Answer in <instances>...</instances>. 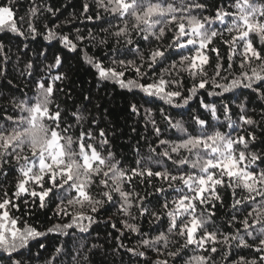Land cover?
I'll use <instances>...</instances> for the list:
<instances>
[{
  "label": "trees",
  "instance_id": "trees-1",
  "mask_svg": "<svg viewBox=\"0 0 264 264\" xmlns=\"http://www.w3.org/2000/svg\"><path fill=\"white\" fill-rule=\"evenodd\" d=\"M196 2L206 6L207 10L202 13L206 16H213L218 8L228 12L234 11L233 0H196ZM256 2L264 4V0H256ZM85 4L89 6L87 12L84 11ZM0 6L13 7L18 26L26 33L25 36H19L7 30L0 31V44L3 45V54L8 58L4 61L3 56L0 55V68H3L0 72V124L11 127L3 117L15 118L18 115L14 102L34 98L38 82H45L47 86L51 82V77L59 74L63 79L56 81L53 101L54 104L59 105L62 113L61 127L71 125L68 135L73 139L79 135L80 130L87 129L98 140V133L103 129L108 145L105 146L102 154L107 155V152L111 151L115 161H119L120 167L126 170L137 168V161L142 158L140 166H143L147 157L151 155L153 160H159L160 165H163L162 168L160 165L148 164L147 166L153 171L167 169L173 175H179L181 170L185 173L193 171L190 166H177L172 161L157 155L163 150L159 146V140L179 142V138L184 136V133L171 127L166 118H170L171 123L181 122L192 135L200 133V126L196 123L197 117L207 122L205 127L209 132L219 130L231 133L233 136H244L245 139H248L251 133L256 139L249 142L247 151L264 157V95H262L264 85L257 90V84H260L257 81L251 89L241 85L229 92H222V89L211 83L212 80L219 84L230 83L231 79L239 77L241 71L242 57L239 52L242 50V43L237 44V54L229 61L230 48L224 41L231 39L232 34L225 32L219 22L212 27L224 34L216 37L205 50L209 62L204 70L207 73L206 78L210 81L209 85L205 89H199L187 104H184L179 97L173 104H168L159 97L147 95L139 88H122L114 80L101 79L97 70L87 63L84 57L87 54L102 62L105 67H116L117 71L124 70L119 66V61H134L140 65L143 58L144 64L141 70L147 71V77L138 78L129 67L125 70V79L137 80L138 83L151 82L160 75L162 69L169 68L174 61L180 59L175 53L182 50L169 49L165 51V57L158 61L155 71L147 68L150 51L157 48L162 51L167 49L172 41L174 26L165 27V34L159 40L152 36H149L148 40H143L136 33H132L133 44L129 45L125 43L124 38L113 35L117 31V26H122L123 22L113 19L98 7L96 0H0ZM33 6L40 7L37 17H32L29 13V9ZM47 7H51L55 14L49 13ZM194 14L200 15L198 12ZM88 16L92 19H87ZM97 16L99 19L96 18ZM20 17H24L23 22L20 21ZM29 21L37 29L34 36L27 35ZM128 22L131 25L132 21ZM227 23L231 21L228 20ZM49 29L57 33L52 40L46 39ZM65 35L77 44L75 51L61 42L60 37ZM78 36L84 39L78 41ZM250 38L253 46L264 55V43L261 42L260 36L252 34ZM137 47L139 52L136 51ZM213 48L218 49L219 59L216 52L212 51ZM184 54L188 53L184 52ZM57 56L61 58V65L49 72L47 66L53 64ZM218 63L221 65L220 75L216 76ZM230 63L231 69H229ZM28 64L32 65L31 69L27 68ZM252 66L256 67V64ZM176 75V72H172L171 77L165 78H175ZM179 78L181 81L179 87H172L171 90L181 91L182 96L186 98L190 95L188 90L194 81L187 73H181ZM199 79L200 77H197V80ZM202 102L215 105V116L202 106ZM133 105L136 106V112L132 111ZM241 105L244 106L243 111ZM225 106L228 109L227 114ZM74 113L84 117L81 124L78 125L73 118ZM149 115L155 120L156 127L161 129L159 137L153 130ZM241 115L251 117L255 123L243 124L240 121ZM230 122H233L232 128L229 127ZM233 128L236 131L233 132ZM73 147L75 148V145ZM97 147L100 150L99 145ZM150 147H155L157 154L151 153ZM241 147L238 145V150ZM25 154L30 155V153ZM180 155L188 154L181 152ZM176 158L177 156L173 154V159ZM257 165L260 170H264V163L257 161ZM257 165H254L253 169H256ZM21 178L14 162L0 169V200L3 199L5 191L9 198H12L16 184ZM50 186L45 182L46 188ZM31 187L36 191L41 190L35 185ZM123 187L126 191H134L144 197V206L159 215L160 219L157 220L149 214L141 216L135 207L131 209V216H125L119 208L120 200L115 195L112 202L106 201L98 206L96 212H92L90 206L85 204L83 207L79 205L70 207L69 215H61L58 214V208L62 207L61 199H64L66 204L67 199L72 198L74 193L54 189L45 199L44 207H40L38 198L22 194L15 200L19 205L18 210L10 208V215L20 219L21 227L26 223L45 235L29 240L25 247L10 256L6 251L0 250V264H13L14 261H19V264H155L157 260H167L168 264H188L190 258L198 255L210 256L211 264H236L240 257L247 260L256 257L254 246L258 244V240L253 241L250 237L245 238L253 248L237 247L235 242L230 249L222 244H216L215 253L198 249L195 245L184 248L183 237L175 231L167 233L169 219L165 215L166 210L162 207L165 200H173L178 193L168 188L167 182L159 177H134L130 185L125 183ZM161 187L165 189L164 192L158 191ZM104 190L98 180L89 189L94 199H102L100 193ZM216 191L221 201L215 202V216L212 218L213 222L206 225L207 230L228 235L234 234L237 228H241L240 234L243 235L244 231L239 221L247 215V212L243 209L237 212L232 208L233 189L225 185L218 186ZM244 195L246 192L237 189L235 198ZM259 202L260 198L257 197V203ZM171 207L172 205L169 204V208ZM247 211H251V207ZM76 213L92 217L93 222L90 225L87 220L80 222L88 225L87 231H83L77 224H73L71 228H63L64 225L72 223V217ZM233 215L237 217L236 223H230ZM124 220L137 224L144 233V238L150 239L161 232L168 234L167 247L165 248L162 243L158 245L161 254L140 248L146 253L144 257L132 255L126 249L138 247L141 236L125 229L122 223ZM249 222L252 223L251 218ZM177 223L179 224L180 221L178 220ZM56 226H61L62 230L49 231ZM121 233L124 235L121 236ZM120 244L125 247H119ZM57 249L60 251L57 252ZM168 252L178 255L168 256Z\"/></svg>",
  "mask_w": 264,
  "mask_h": 264
},
{
  "label": "snow or ice",
  "instance_id": "snow-or-ice-1",
  "mask_svg": "<svg viewBox=\"0 0 264 264\" xmlns=\"http://www.w3.org/2000/svg\"><path fill=\"white\" fill-rule=\"evenodd\" d=\"M96 3L113 19L123 22L122 26H117V31L113 35L117 38H124L125 43L129 45L133 44L132 33H136L143 40H148L149 36L159 40L165 34V27L174 26L172 41L167 49L162 51L157 48L150 51L147 60L148 69L155 71L158 61L165 57V51L182 50L175 53L180 57L178 61H174L169 68L162 69L158 77L146 83L125 79V70L129 67L138 78L147 77V71L141 70L144 64L143 58H141L140 65L134 61H119V66L124 70L117 71L116 67H105L99 60L85 54L86 62L97 70L101 79L114 80L122 88H139L147 95L159 97L168 104H173L178 97L183 100L184 104H187L199 89H205L210 83L204 70L209 62L205 50L216 37L223 36V32L212 27L219 22L225 32L232 34L231 39L224 41L230 48L229 61L237 54V44L242 43V50L239 52L242 57L241 71L239 77H234L230 83L219 84L212 80V85L222 89V92H229L241 85L251 89L257 81L260 82L257 84V90L264 85V55L253 46L250 38L252 34L259 35L261 42L264 43V4H259L256 0H233L234 11L228 12L223 8H218L213 16L203 15L202 13L207 10L206 6L196 0H189L187 3L185 0H96ZM88 8L89 6L85 4L84 11L87 12ZM46 10L55 14L51 7H47ZM39 11V6L29 9L32 17H37ZM195 12L200 15L194 14ZM96 18L99 19V16ZM87 19H92V17L88 16ZM23 20L24 17H20V21L23 22ZM129 20L132 21L131 25ZM228 20L231 23H227ZM5 30L19 36L26 35L17 24L12 6H0V31ZM36 32V27L29 21L27 35L34 36ZM56 36L57 33L49 29L46 39L52 40ZM82 39L84 38L77 37L78 41ZM60 40L66 47L73 51L76 50L77 44L68 36H61ZM136 51L139 52V47ZM212 51L216 52L219 59L218 49L213 48ZM0 55L3 56L4 61H7V56L3 54L2 44H0ZM254 63L256 67L252 66ZM60 65L61 58L57 56L54 63L47 66L48 71L51 72ZM231 67L230 63L229 69ZM27 68L31 69L32 65L28 64ZM220 68L221 65L218 63L216 76L220 75ZM2 71L3 68H0V72ZM172 72H176V77L166 79V76H172ZM181 73H187L194 81L188 90L190 95L186 98L182 96L181 91L171 90L172 87H179ZM197 77L200 79L197 80ZM62 79L63 76L58 74L51 77V82L47 86L45 82H38L34 98L14 102L18 115L15 118L3 117L11 127L0 124V169L14 162L22 177L16 184V191L12 198H9L5 191L3 199L0 200V250L6 251L10 256L18 249L25 247L29 240L45 235L26 223L21 227L20 219L10 215V208L18 210L19 205L15 200L22 194L38 198L40 207H44L45 199L53 193L54 189L74 193L72 198L67 199L66 204L64 199H61L62 207L58 208V214L61 215H69L70 207L75 205L83 207L85 204L90 206L92 212H96L98 206L106 201L112 202L115 195L120 200L119 208L125 216H131V209L135 207L141 216L149 214L159 220V215L144 206V197L134 191H126L123 187L125 183L130 185L134 177L155 176L167 182L168 188L178 193L173 200H165L162 207L166 210L165 215L169 219L167 233L175 231L183 237L184 248L195 245L198 249L215 253L217 252L216 244H222L230 249L233 242L237 247L253 248V245H250L245 238L250 237L253 241L258 240V244L254 246L256 257L251 260L240 257L236 264H264V170H260L257 165V161L264 163V157L247 151L249 142L255 141V135L250 133L249 138L245 139L244 136H233L231 133L219 130L209 132L205 127L207 122L199 117L196 118V123L200 126V133L192 135L187 132L181 122L171 123V119L166 118L170 126L184 133V136L179 138V142L161 139L159 146L163 150L157 154L156 148L150 147V152L172 161L174 165L190 166L193 171L185 173L181 170L179 175H173L167 169L153 171L147 165H160V161L153 160L151 155L147 157L143 166H140L142 158L137 161V168L126 170L120 167L119 161H115L111 151H108L107 155L102 154L105 146L108 145L103 129L98 133V140L87 129L80 130L79 135L73 139L71 135H68L72 126L61 127L62 113L59 105L54 104L53 95L56 81ZM209 94L219 95L221 93ZM202 106L209 109L215 116V105L202 102ZM243 109L244 106L241 105V110ZM132 111H137L135 105L132 106ZM227 111V106H225L226 114ZM73 118L78 125L84 120L82 115L76 113L73 114ZM149 120L153 124L156 136L159 137L161 129L156 127V122L151 115H149ZM240 121L247 125L255 123L251 117L245 115L240 116ZM232 123L229 124L230 128H232ZM232 131L236 129L233 128ZM238 145L242 146L239 150ZM181 152H186L188 155L181 156ZM25 153H30V155ZM173 154L177 156L176 159H173ZM254 165H257L256 169H253ZM160 166L163 168V165ZM96 180L105 189L100 193L102 199H94L89 191ZM45 182L51 186L46 188ZM31 185L41 190L36 191ZM225 185L233 189L232 208L237 212L242 209L247 212V215L239 221L244 231L243 235L240 234L241 228H237L234 234L228 235L207 230L206 225L211 224L215 216V202L221 201L216 189L218 186ZM237 189L246 192V195L235 198ZM158 191L164 192L165 189L161 187ZM257 197L260 198L259 203H257ZM169 204L172 205L171 208ZM249 207L251 211H247ZM250 218L252 223L249 222ZM84 220L88 221V225L93 222L91 216L76 213L72 217V223L64 225L63 228H71L73 224H77L83 231H87L88 225L80 223ZM236 222L237 217L233 215L230 223ZM122 223L130 233L141 236L138 247L126 249L134 256L144 257L146 255L145 251H141L140 248L161 254L158 245L162 243L166 248L169 243V236L164 232L150 239L144 238V233L137 224L129 223L127 220ZM54 230H62V228L56 226L55 229H49V231ZM123 235L124 233H121V236ZM119 247L125 246L120 244ZM59 251L57 249V252ZM167 255L176 256L178 253L168 252ZM13 264H19V261H14ZM155 264H168V261L157 260ZM188 264H211L210 256H194L190 258Z\"/></svg>",
  "mask_w": 264,
  "mask_h": 264
}]
</instances>
